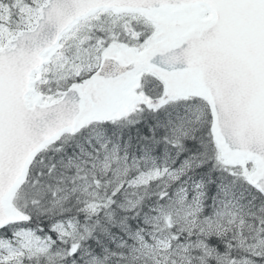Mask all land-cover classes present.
I'll return each instance as SVG.
<instances>
[{
	"label": "snow or ice",
	"instance_id": "obj_1",
	"mask_svg": "<svg viewBox=\"0 0 264 264\" xmlns=\"http://www.w3.org/2000/svg\"><path fill=\"white\" fill-rule=\"evenodd\" d=\"M0 264H264V0H0Z\"/></svg>",
	"mask_w": 264,
	"mask_h": 264
}]
</instances>
